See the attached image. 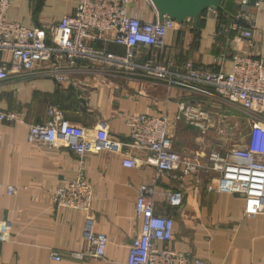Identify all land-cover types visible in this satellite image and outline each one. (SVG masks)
<instances>
[{"label":"crops","instance_id":"1","mask_svg":"<svg viewBox=\"0 0 264 264\" xmlns=\"http://www.w3.org/2000/svg\"><path fill=\"white\" fill-rule=\"evenodd\" d=\"M10 1L8 20L38 29L58 23L79 2ZM128 5L129 13L144 21L159 18L151 0H129ZM246 5L227 0L228 14L209 9L199 17L198 25L193 19L177 22L167 32L162 50L142 46L136 61L154 59L182 74L187 61L231 72L236 53L264 58V0ZM91 45L124 52L112 42L92 41ZM0 57L7 55L0 53ZM54 66L43 63L39 67L49 71ZM59 71L64 73L62 80L42 74L11 75L0 81V112L18 115L16 121L0 119V224L10 236L0 245V264H125L132 240L142 230L136 200L144 185L157 189V211L175 216L170 245L175 250L213 264H264V212L247 215L242 196L209 190L212 177L203 171L160 173L148 153L131 144L129 117L156 115L168 119L176 149L207 152L200 136L194 141L184 135V128L194 125L177 119L181 104L208 101L206 87L183 84L179 75L171 85L143 73L82 62H63ZM51 108L56 120L84 129L91 147L88 152L77 155L63 137L51 147L29 142L30 126L50 120ZM109 140L118 149L103 144ZM128 157L136 160L135 167L123 165ZM81 171L94 188L91 210L59 206L58 189ZM174 191L183 192L178 207L166 201V194ZM88 233L108 236L106 257L74 256L90 250ZM53 252L61 260L53 259Z\"/></svg>","mask_w":264,"mask_h":264},{"label":"built area","instance_id":"2","mask_svg":"<svg viewBox=\"0 0 264 264\" xmlns=\"http://www.w3.org/2000/svg\"><path fill=\"white\" fill-rule=\"evenodd\" d=\"M248 0H241L245 5ZM129 0H79L72 13L48 27L38 29L7 18L10 0H0V81L11 75H55L64 79L59 66L63 62L98 64L128 73H143L147 77L176 82L177 75L183 84L200 85L207 88L205 96L243 109L252 121V127L244 146H236L225 152L209 151L188 154L174 146L169 133V121L156 115H131V144L148 153L160 173L209 174V190L242 196L247 215L264 212V58H253L236 53L232 57L233 70L226 72L217 67H197L193 62L184 64V73H175L167 65L147 59L136 61L139 48L155 47L162 50L169 29L177 21L165 16L161 21H144L129 13ZM257 4H259L257 2ZM248 34V32H246ZM92 41L112 42L124 48L123 53L103 50L91 45ZM55 65L53 70L40 69V65ZM202 104V102H201ZM181 104L177 119L206 132L212 116L203 105ZM50 120L33 124L29 128L28 140L36 145L54 146L63 137L65 143L77 154L84 155L91 147L84 129L71 122L58 121L55 111L50 109ZM1 120H18L15 112H0ZM109 149H118L116 143L105 141ZM123 165L135 167L134 158H124ZM9 191L14 192L13 187ZM95 199L93 185L83 171L57 191L56 202L61 207L90 211ZM166 201L173 207L183 203V192L166 194ZM157 189L144 185L139 189L136 213L143 221L142 230L133 238L128 260L125 264H213L208 260L191 257L171 247L174 240L176 220L171 215L161 214L156 207ZM9 231L0 224V245L9 239ZM88 253H74L75 257L88 255L106 257L109 238L104 234L88 233ZM52 258L61 256L52 253Z\"/></svg>","mask_w":264,"mask_h":264},{"label":"rangeland","instance_id":"3","mask_svg":"<svg viewBox=\"0 0 264 264\" xmlns=\"http://www.w3.org/2000/svg\"><path fill=\"white\" fill-rule=\"evenodd\" d=\"M208 101H202L201 105L204 106V102L205 110L213 117L209 129L203 132L196 126L194 128H184V135H187L190 139L191 137L194 138V141L195 138H198L197 136H200L201 147L207 150V152L213 150L225 152L236 146H244L252 127V121L245 111L238 106L230 105L220 99L209 97ZM187 132H190L191 135H188L189 133ZM178 150L188 154H194L190 148ZM176 217L179 218V215Z\"/></svg>","mask_w":264,"mask_h":264},{"label":"water","instance_id":"4","mask_svg":"<svg viewBox=\"0 0 264 264\" xmlns=\"http://www.w3.org/2000/svg\"><path fill=\"white\" fill-rule=\"evenodd\" d=\"M151 2L157 9L161 21L165 16H169L179 24L193 19L198 25L199 17L209 9L229 13L227 0H151ZM251 3L252 0H248L246 7Z\"/></svg>","mask_w":264,"mask_h":264},{"label":"bare ground","instance_id":"5","mask_svg":"<svg viewBox=\"0 0 264 264\" xmlns=\"http://www.w3.org/2000/svg\"><path fill=\"white\" fill-rule=\"evenodd\" d=\"M247 3H248V1H247Z\"/></svg>","mask_w":264,"mask_h":264}]
</instances>
